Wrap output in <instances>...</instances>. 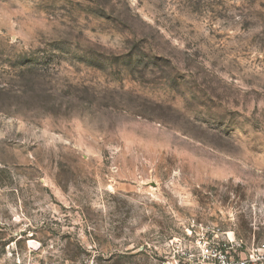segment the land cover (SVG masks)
<instances>
[{"label":"rangeland","instance_id":"374dc122","mask_svg":"<svg viewBox=\"0 0 264 264\" xmlns=\"http://www.w3.org/2000/svg\"><path fill=\"white\" fill-rule=\"evenodd\" d=\"M191 220L264 243V0H0V264H155Z\"/></svg>","mask_w":264,"mask_h":264},{"label":"built area","instance_id":"2783aa9c","mask_svg":"<svg viewBox=\"0 0 264 264\" xmlns=\"http://www.w3.org/2000/svg\"><path fill=\"white\" fill-rule=\"evenodd\" d=\"M233 232L193 220L160 244L155 264H264V243L242 248Z\"/></svg>","mask_w":264,"mask_h":264}]
</instances>
